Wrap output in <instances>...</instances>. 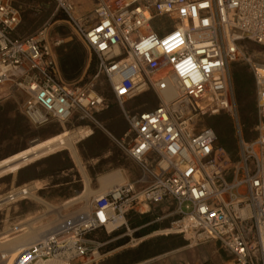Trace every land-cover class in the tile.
<instances>
[{
    "label": "built area",
    "instance_id": "obj_1",
    "mask_svg": "<svg viewBox=\"0 0 264 264\" xmlns=\"http://www.w3.org/2000/svg\"><path fill=\"white\" fill-rule=\"evenodd\" d=\"M55 1L120 107L127 130L115 143L139 175L96 197L86 220L55 226L15 264L96 255L104 244L92 247L87 236L127 227L126 216L141 205L169 206L164 218H175V232L217 243L232 264H264V0H91L80 16L69 0ZM20 24L15 1L0 0V85L14 89L29 124L96 123L103 96L93 85L66 82L46 42L15 36ZM238 62L254 82L251 140L237 120L230 67ZM170 89L177 96L165 101L160 94ZM148 93L159 99L155 108H126ZM220 113L237 124L234 158L203 123ZM117 219L123 223L108 232Z\"/></svg>",
    "mask_w": 264,
    "mask_h": 264
},
{
    "label": "rangeland",
    "instance_id": "obj_2",
    "mask_svg": "<svg viewBox=\"0 0 264 264\" xmlns=\"http://www.w3.org/2000/svg\"><path fill=\"white\" fill-rule=\"evenodd\" d=\"M14 1L21 11V24L15 36L18 38L34 36L46 42L55 53L62 78L63 75L60 69L62 61H66V59L68 61V58L71 61H80L82 64L80 73L71 81L66 82L76 86L93 85L95 92L105 99L106 108L95 114L96 123L72 122L62 126L51 124L42 128H34L22 114L19 96L14 89L8 88L3 94L0 93V160L17 154L35 143L59 135L64 131L73 132L79 128H89L92 131V135L85 141L77 143L75 147L77 155L81 159L83 167H85L89 182H91L90 188L92 192L100 187L98 182L100 177L118 170L125 172L127 177L125 182L138 177V166L129 160L124 151L119 149L115 143V139L121 138L127 130L126 122L121 116L120 107L115 102L107 81L97 71L96 58L79 41L75 31L68 23L67 14L58 6L55 0ZM85 1L88 3V0ZM70 2L73 6L72 13L75 16L89 12H81L83 6L76 4L78 3L77 1L70 0ZM90 7L92 8V3ZM250 47L255 51H260L259 47L253 45ZM233 65L237 68L245 69V72L252 77L249 66L246 63L238 62L230 67L231 78ZM232 86L234 93L233 80ZM162 96L164 100L169 101L172 99L173 94L165 92ZM254 101L255 92L247 95L241 104L235 98L237 120L245 140H251L256 137L257 118L256 122L245 128L241 109L249 107ZM158 104L159 99L157 96L153 93H148L129 102L126 108L130 110H151ZM203 123L212 127L216 126L221 137L230 140L229 145L232 144L233 151L232 156L229 155L234 158L237 151L236 121L227 113H220L215 117L205 119ZM74 163L68 152H62L56 156L29 164L24 169L22 168L7 178L1 179L0 199L7 198L3 197L24 185H38L41 189L36 191V196L46 203L56 206L57 209L49 212L44 205L33 200H24L16 204L7 205L0 210V237L7 236L6 239L18 237L27 232L25 228L31 226L38 227L37 231L39 233L44 232L53 226L63 225V222L70 217H68V212L75 210L76 215L81 213L85 206L82 201L63 205V203L68 201L64 199L68 191H75V196H78L85 190L83 176H81L79 168ZM38 182H43V185L41 186ZM88 197V206H91L92 198L91 196ZM139 207H137V211H133L126 216L127 227L123 226L110 234H107L104 230H99L88 235L86 239L91 242L92 247L96 246L97 243L104 244V246L99 248L98 254L93 256L88 254L83 258L77 259L72 264H139L153 256L161 254H168L167 256H169V253L173 252L170 255L176 257V254H189L193 251L196 252L200 248L201 252L198 256L201 259H208L216 255L224 260H230L229 256L217 243H197L188 234L176 233L170 225L175 218L161 219L163 215L162 209L166 210L169 208L166 205L155 208V215L148 216L149 219L151 218L152 221H155L154 225L160 228L159 231L150 237L136 238L134 231L129 228V221L135 219V217L144 216V214L141 215L138 212L142 211ZM60 215L64 219H60ZM124 238H128V242L119 246L118 241ZM143 242L146 245L136 251ZM172 260L175 261L173 258ZM3 262L0 258V264H3Z\"/></svg>",
    "mask_w": 264,
    "mask_h": 264
},
{
    "label": "bare ground",
    "instance_id": "obj_3",
    "mask_svg": "<svg viewBox=\"0 0 264 264\" xmlns=\"http://www.w3.org/2000/svg\"><path fill=\"white\" fill-rule=\"evenodd\" d=\"M74 1L78 2L76 4H79V5L81 4L83 6L82 8H86L91 5L90 0H88V3L85 0H74ZM7 89H8V86L6 84L0 85L1 94H3ZM166 92L173 94L172 99L177 96V93L174 91V89H170ZM164 93L165 92L160 94L162 99H164L162 96ZM91 135H92V131L89 128H79L78 130L73 131V132L64 131L63 133L59 135H56L44 141L35 143L34 145L28 147L27 149L17 154L9 156L6 159L0 160V180L7 178L9 175L14 174L17 171H20V169L22 168L24 169V167L28 166L29 164L31 165L37 161H40L48 157H52L54 155L56 156L57 154L62 153V152H68L70 156L72 157V161L75 162L74 164H76V166L79 168L82 174L81 176H83V179H84L83 183L85 185V190L81 195H78V197H76L75 199H72L68 202L63 203V205L72 204L75 202L77 203L78 201L80 202L82 201L83 204L85 205L84 210L74 217H77V216L81 217L82 218L81 221H84L86 220V217L90 213V205L88 206L89 204L88 196H91L92 201H93L96 197L101 196L105 194L106 192L122 184L127 183V182H124L125 177L123 175V172L119 170L115 171L113 173H110L98 179L99 184L102 186V190H105V192L100 193V194L96 193L97 195H95L94 197L92 196L95 193L92 192L90 188L91 182H89V179L87 177L88 175H86L85 173V167H83L84 165H82L80 161L81 159H79L77 155V151H76L77 149L75 147L77 143L85 141ZM40 189L41 187H39L38 185H35V186L24 185L22 187L15 189L14 191L8 193L6 196L3 197V198L5 197L7 198L0 199V210L10 204H14V203L16 204L24 200H33L39 204L44 205V207L49 212L55 211L57 209L56 206L50 205L36 196L35 194L36 191ZM92 201L90 203H92ZM62 217H63L62 215L59 216L60 219H64ZM72 218L73 217H71L68 220H65L63 223L66 224L70 222ZM122 223H123L122 219H117L114 223H107L106 230L110 232L115 227L121 225ZM54 227L55 226L49 228L46 231H44L42 228L44 232L39 233L37 231L38 227L31 226V227L25 228L27 232L23 233L22 235L18 237L6 239L7 236H1L0 237V258L1 260L4 261L3 264H15V261H16L15 259H17L21 253H23L26 249H28L35 242H39L43 240V238L47 235V233L52 231ZM35 264H58V263L56 261L49 260V261H40Z\"/></svg>",
    "mask_w": 264,
    "mask_h": 264
},
{
    "label": "trees",
    "instance_id": "obj_4",
    "mask_svg": "<svg viewBox=\"0 0 264 264\" xmlns=\"http://www.w3.org/2000/svg\"><path fill=\"white\" fill-rule=\"evenodd\" d=\"M82 64L80 61H74L66 59V61H62L60 63V69L65 81H71L73 78L78 76L80 73V69ZM232 80L234 85V95L236 100L241 104L244 102V99L249 94H254V82L253 79L248 73L245 72L243 68H237L235 65L232 66ZM243 124L245 128L250 127L253 122H256V113H255V101L249 107H243L241 109ZM217 134L218 137V146L223 148L228 154L232 156V144L229 145L230 140H226V138L221 137L220 132L216 126L212 127ZM230 133V132H229ZM228 134V133H227ZM228 137V135H227ZM230 139V138H229ZM150 222L147 216L135 217V219L129 221V228L134 231V236L136 238H141L146 236L155 230L157 227L145 226ZM128 242V238L121 239L118 241L119 246L124 245ZM146 243L140 245V247L136 250L139 251L142 247H144Z\"/></svg>",
    "mask_w": 264,
    "mask_h": 264
},
{
    "label": "crops",
    "instance_id": "obj_5",
    "mask_svg": "<svg viewBox=\"0 0 264 264\" xmlns=\"http://www.w3.org/2000/svg\"><path fill=\"white\" fill-rule=\"evenodd\" d=\"M91 9L92 8L90 6H88L87 8H83L81 10V12L85 13L87 11H91ZM123 175H124L125 181H126L127 177H126L125 172H123ZM38 183H40L41 186L43 185V182H38ZM100 187H101V185H100ZM100 187H98V189L94 191L95 194L92 195L93 197L95 195H97V194H100V193L105 192V190H102V187L101 188ZM101 190H102V192H101ZM75 194H76L75 191H68L66 193V195L64 196V199H67L68 201H70L72 199H75L76 197H78V196H75ZM139 209L144 210V211H138V212H140L141 215L144 214L147 217L148 216H154L155 215V213H154L155 212L154 211L155 208L149 207L147 205H141L139 207ZM137 210H138V208H136L135 211H137ZM151 211H152V213H151ZM168 211H169V208H167L166 210L165 209H162L163 215L161 216V219L164 218L167 215V212ZM75 212H76L75 210H72V211H70V212L67 213L68 214V217L70 216L69 219L71 217L75 218L74 217V216H76ZM73 218L71 220H73ZM149 220H150V222L148 224H146L145 226H152V225H154L155 221H152L151 218ZM154 226H156V225H154ZM159 229L160 228H157V230H155L154 232L146 235V237H150L153 234H156L159 231ZM199 250H197L196 252L193 251L192 253H189V254H187V253L186 254H183V255L176 254V257H173L172 255H170L173 252L169 253V256H167L168 254H161V255H158V256H153L152 258H148L147 260H145L143 262H140V263L138 262V263L139 264H232L231 259L230 260H224L220 256H216V255H213V257H209L208 259L207 258H202L201 259L200 256H198L200 254V252H201V250L200 251ZM164 256H166V257H164ZM162 257H164V258H162ZM172 258L175 259V261H173Z\"/></svg>",
    "mask_w": 264,
    "mask_h": 264
}]
</instances>
